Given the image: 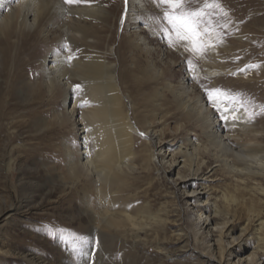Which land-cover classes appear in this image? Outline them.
<instances>
[{"label": "bare ground", "instance_id": "bare-ground-1", "mask_svg": "<svg viewBox=\"0 0 264 264\" xmlns=\"http://www.w3.org/2000/svg\"><path fill=\"white\" fill-rule=\"evenodd\" d=\"M115 2L87 0L68 5L63 0H0V63L8 65L5 80L12 84L26 75L36 76L35 86H41L47 96L54 97L59 90L64 111H58L57 120L62 126L65 120L78 139L76 147L68 139L61 141L62 192L83 189V211L93 232L107 231L136 243L147 229L157 234L172 212L168 201L154 211L147 198L149 188H141L137 179L140 174L150 175L153 168L165 176L177 168V179L171 183L176 187L173 191L187 198L181 209H188L191 197L197 207L192 231L179 237L194 238L200 245L199 255L217 259V264H264V243L242 256L241 246L247 249L251 239L242 237L247 226L233 235L232 221L216 205L211 203V209L200 205L195 189L197 179L205 181L211 170H221L236 179V189L250 191V203L242 202L248 210L259 214L264 209V129L250 124L236 104H228L222 96L214 97L213 104L198 88V82L228 75L232 58L224 61L223 52L211 44L206 54L194 53L197 65L187 77L176 78L172 57L183 56L181 48L186 45L179 41L181 47H174L164 60L152 44L156 32L145 17V2L128 0L126 5L120 0L119 6ZM117 28L118 40L113 36ZM187 47L191 50L192 45ZM35 63L39 70L33 74ZM23 68L29 72L20 74ZM173 114L178 117L175 133H185L178 144L171 143L175 136L168 140L163 130ZM29 151L37 153L33 148ZM14 162L12 158L7 162V172L15 168L20 173ZM51 162L49 158L41 161L47 180L55 171ZM91 194L93 210L88 209ZM223 198L234 201L227 193ZM260 230L264 235V220ZM81 231L78 228L77 234ZM212 235L213 242L208 239ZM237 240L240 248L228 249Z\"/></svg>", "mask_w": 264, "mask_h": 264}, {"label": "rangeland", "instance_id": "rangeland-1", "mask_svg": "<svg viewBox=\"0 0 264 264\" xmlns=\"http://www.w3.org/2000/svg\"><path fill=\"white\" fill-rule=\"evenodd\" d=\"M143 1L146 6L145 17L149 19L147 22L156 32V39L152 44L158 48V54L166 60L167 54L174 52V47H181L180 39L175 33H171L170 25L163 18V13L170 11V8L156 3V0ZM222 1H225V4ZM237 1L185 0L183 11L201 13L199 30L204 35L202 40L196 42L202 50L199 54H206L207 47L215 44L214 46L223 52L224 61L232 58V61L230 60L232 70L230 69L228 75H217L198 82V88H202L207 100L209 96H213L212 98L222 96L228 104H236L243 110L250 124L256 129L263 130L264 0ZM114 4L119 6L120 0H116ZM243 6L245 10L242 9ZM165 29L170 33L167 39H165ZM120 32L118 28L114 31L113 36L116 40ZM211 34L216 36L212 37ZM181 50L185 51V48ZM232 52L235 54H231ZM172 58L176 60L175 66L172 67V74L176 78L187 77L190 73L188 68L191 67L192 71L197 65L196 55L191 50L185 51L183 56L177 54ZM187 61L191 64L186 63ZM2 62L0 63V264H217V259L210 260L207 255H199L200 245L194 238L179 237L181 232L192 231L197 207L191 197L186 202L188 209L186 211L181 209V206H185L187 198L180 191H173L176 187L171 183L177 179V168L171 174L167 172L166 176L153 168L150 175L140 174L137 179L141 188H149L147 198L154 211L167 201L172 205L168 222L158 227L157 234L147 229L135 243L130 237L125 238L115 234L111 236L107 231L106 233L102 231L103 234L93 232L88 215L83 211L85 207L83 189L79 187L80 189L72 194L62 192L61 181L65 168L61 141L68 139L70 144L76 147L78 139L65 120L63 123L65 126L57 120L58 111H64L61 96H58L59 90L54 97L47 96L41 86H35L36 76L24 75L25 77L20 78L19 81L7 83L4 71L7 70L8 65ZM31 70L33 74L37 73L38 63L32 65ZM26 72H29V69L20 70V74ZM192 81L194 80L189 83L192 84ZM177 120V115L173 114L163 127L166 138L170 140L175 136V141L171 143L176 144L185 134L175 133ZM7 125H10V129ZM141 142L142 139L137 143L138 149L142 147ZM32 148L37 152L35 155L29 151ZM54 156L57 157L56 160ZM11 158L15 159L14 166L21 168L20 173L15 168L11 170L12 172H7L6 164ZM46 158L52 161L51 169L55 170L51 180L45 178L46 170L41 165V161ZM207 175H210L207 180L197 179L195 184V189L200 195V205L209 208L211 203L216 205L223 215L232 221L233 235L237 236L239 229L247 226V232L242 237L243 240H247L251 236V239L247 249L244 248L245 245L241 246V250L244 251L242 256L255 247H260L264 243V235L260 230L261 221L264 220V209H261L259 214L257 210L254 212L248 210V206H244L242 202L245 199L247 205L250 203L248 198L250 191L244 190L241 186L236 189L238 182L224 171L217 170L212 173L211 170ZM150 178L151 184L148 186ZM201 182H205L207 186L204 187ZM224 193L231 195L234 201L225 202ZM139 198L144 199L143 196ZM262 201L264 203V199ZM94 203L91 194V207L89 206L88 209L93 210ZM78 228H82L81 234H77ZM230 236L226 238L229 242H231ZM208 239L213 242L214 235L209 236ZM240 243L237 240L229 244L228 249H239ZM235 260L236 258H231V261Z\"/></svg>", "mask_w": 264, "mask_h": 264}, {"label": "snow or ice", "instance_id": "snow-or-ice-1", "mask_svg": "<svg viewBox=\"0 0 264 264\" xmlns=\"http://www.w3.org/2000/svg\"><path fill=\"white\" fill-rule=\"evenodd\" d=\"M82 2H87V0H63V3L68 5L79 4ZM128 0H125L127 5ZM156 3L164 5L170 8V11H165L163 13V18L170 25L171 33H175L181 42L185 46V51H189L187 45H193L191 51L193 53H200L202 50L197 46L198 41L202 40L203 33L199 30V17L201 16L200 12H185L183 11V5L185 0H156ZM165 39L170 35L169 30L165 29ZM72 57H69L71 59ZM189 65L190 61H187ZM188 71H191V67L188 68ZM80 86L75 85L74 88L78 89ZM207 91V90H206ZM209 101L215 104L214 98L209 96ZM222 119H227L226 116H222ZM141 136L144 133H140Z\"/></svg>", "mask_w": 264, "mask_h": 264}]
</instances>
